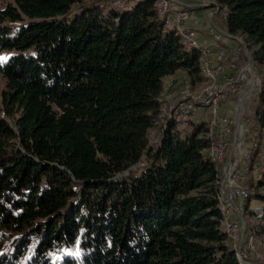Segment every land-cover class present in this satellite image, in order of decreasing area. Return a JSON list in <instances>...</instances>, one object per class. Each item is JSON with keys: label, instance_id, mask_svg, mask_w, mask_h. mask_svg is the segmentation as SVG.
Masks as SVG:
<instances>
[{"label": "trees", "instance_id": "trees-1", "mask_svg": "<svg viewBox=\"0 0 264 264\" xmlns=\"http://www.w3.org/2000/svg\"><path fill=\"white\" fill-rule=\"evenodd\" d=\"M155 2L108 16L98 0L0 8V264H237L203 127L181 137L170 124L148 148L163 80L201 82L197 51L163 29ZM216 2L264 69V0ZM251 132L250 173L264 159V82Z\"/></svg>", "mask_w": 264, "mask_h": 264}, {"label": "built area", "instance_id": "built-area-1", "mask_svg": "<svg viewBox=\"0 0 264 264\" xmlns=\"http://www.w3.org/2000/svg\"><path fill=\"white\" fill-rule=\"evenodd\" d=\"M136 1L107 0L99 3L98 9L103 16H108L111 12L122 14L130 11ZM185 1L187 4L178 0H156L155 11L162 21L163 29L178 37L186 51H197L200 83L205 87L198 95L184 88L170 95L165 101L159 99L160 109L154 122L155 126L149 132L150 136L151 133L153 134V138L149 137L148 148H158L160 140L170 124L181 137H187L194 133L198 127H203L204 132L201 137L209 142L208 148L204 151L205 159L213 163L216 170L220 172L230 144V136L236 126V120L231 117V111L227 106L230 99L242 93L251 82L254 73L253 61L249 58V52L241 38L227 32L225 33L228 35L225 36L216 27V30L213 29L209 34V38L200 41L197 31L190 25L193 13L191 11L212 5V2L206 0ZM214 6L215 12L225 10V7L217 2ZM225 16L226 13H224ZM249 77L251 79L248 82ZM168 86H174L173 82H169ZM201 115L204 116L201 117ZM241 127L243 128V126ZM240 135L239 141L241 142L243 134ZM239 141L236 147L240 144ZM234 159L228 169H225L228 180L224 182L231 190L230 196L225 193L224 182L222 184L219 182L217 201L222 217L221 228L237 264H256L252 263L255 261L249 262L253 250V240L251 237H245V225L239 218L240 213L233 205L232 198L245 201L253 197L264 199V186L254 184L251 187L246 184L247 163L250 161V154ZM256 161L260 170V174L257 176V182H259L264 173L262 170L264 159L262 157ZM253 215L263 220L264 206L255 208Z\"/></svg>", "mask_w": 264, "mask_h": 264}, {"label": "rangeland", "instance_id": "rangeland-1", "mask_svg": "<svg viewBox=\"0 0 264 264\" xmlns=\"http://www.w3.org/2000/svg\"><path fill=\"white\" fill-rule=\"evenodd\" d=\"M13 0H5L4 3H0V8L3 7L7 3H12ZM100 1V2H99ZM107 0H98V3H102ZM134 1V0H132ZM176 1V0H174ZM179 2H182L184 4H187L185 0H178ZM207 2H212V5L206 6L204 9H195L191 12H197L202 10L203 12H199L195 14L194 18H192V22L190 21L191 27L195 28V31H197L198 34H200V29H203V27L211 33L213 29L218 28L221 32H226L223 29V20H224V13H226V9L223 10L222 12H215L213 8L215 7L214 4H216V0H206ZM80 11L79 6H73L71 8V11L69 13V18L73 17L76 13ZM201 17V18H200ZM197 29V30H196ZM204 29V30H205ZM216 30V29H215ZM241 38V37H239ZM242 39V38H241ZM243 40V39H242ZM246 46V44H243ZM247 51L248 47L246 46ZM249 52V58L252 60L251 52ZM11 55L10 52H1L0 53V62H4L7 60V58ZM254 63V61H253ZM254 66L256 68L257 72V80L254 81V78L252 76L251 82L249 80L251 79L249 77L248 82L249 84L245 88V90L240 93L239 95L232 97L228 103L229 110L231 111V117L236 120L238 118L240 119V128H239V135L243 134L242 141L236 147L234 155L231 157V162L230 165L233 163L235 160L234 158L236 157H245L246 155L250 154V146L252 144V138H253V133L251 132V127H252V119H253V107L255 103L256 96L261 90L262 83L264 82V69L262 67H258L257 64L254 63ZM183 81H185L183 83ZM169 82H173L172 87L168 86ZM5 87V82L3 78L0 75V93ZM205 85H203L200 82H195V84H190L188 82L187 76L182 73V72H177L176 76L167 78L164 83H163V89H162V94L160 99L165 101L167 98L180 91L181 89L187 88L191 93H194L195 95L200 94ZM250 87L252 89L250 90ZM250 90V91H249ZM173 91V92H172ZM249 91V92H248ZM248 92V93H247ZM246 94V95H245ZM204 116V115H203ZM201 115V117H203ZM0 118H2V115L0 114ZM243 126V128L241 127ZM242 128V130H241ZM237 133V128L233 129V132L230 136V144L228 147V151L225 157V160L223 162V165L220 170V183L226 182L227 176H226V168L228 164V159L230 158V154L234 148L235 145V136ZM240 135V136H241ZM149 137L153 138V134L149 133ZM145 164V159H142L140 164L133 168L132 171H137L139 169H142ZM229 165V166H230ZM249 165V162L247 163V167ZM228 169V168H227ZM131 172L121 174V177H126L128 174ZM260 174V171L254 170L250 173V169L248 167V175L246 177V184L248 186H251L252 184H255L256 181L258 180V175ZM224 182L225 186V193L227 196H230L231 190L229 186ZM220 184V185H221ZM232 203L233 205L237 208V211L240 213V220H243L244 225H245V235H248V238L251 237L253 240V250L252 254H250L249 257V262L256 263V264H264V221L260 220L259 218H256L253 215V211L257 207H262L264 206V199H260L257 197H253L249 200H240L236 198H232Z\"/></svg>", "mask_w": 264, "mask_h": 264}, {"label": "water", "instance_id": "water-1", "mask_svg": "<svg viewBox=\"0 0 264 264\" xmlns=\"http://www.w3.org/2000/svg\"><path fill=\"white\" fill-rule=\"evenodd\" d=\"M205 7H202V9H204ZM201 9V8H200ZM225 36H227L228 34L225 33V32H222ZM252 63V62H251ZM252 68H253V71H254V79L257 80V72H256V68L255 66L253 65L252 63ZM236 128H237V133H236V136H235V146L230 154V158L228 159V164H227V168L229 167L230 165V162H231V157L235 151V148L237 146V143H238V140H239V128H240V119L238 118L237 122H236Z\"/></svg>", "mask_w": 264, "mask_h": 264}, {"label": "crops", "instance_id": "crops-1", "mask_svg": "<svg viewBox=\"0 0 264 264\" xmlns=\"http://www.w3.org/2000/svg\"><path fill=\"white\" fill-rule=\"evenodd\" d=\"M199 12H203L202 10L200 11H197V12H193L192 13V18H194V16H196L195 14L199 13ZM201 18V17H200ZM193 19H191V22H192ZM195 29V28H194ZM205 28L203 27V29H200V34L199 35V40L200 41H204L205 39L209 38V31L208 30H204ZM197 30V29H196ZM177 73H175L173 76H176ZM173 76H169V77H166L164 80H163V83L164 81L167 79V78H170V77H173Z\"/></svg>", "mask_w": 264, "mask_h": 264}, {"label": "bare ground", "instance_id": "bare-ground-1", "mask_svg": "<svg viewBox=\"0 0 264 264\" xmlns=\"http://www.w3.org/2000/svg\"><path fill=\"white\" fill-rule=\"evenodd\" d=\"M253 78H254V73H253ZM254 81H255V79H254ZM251 89H252V87H250V90H251ZM250 90H249V91H250ZM249 91H248V92H249ZM248 92H247V93H248ZM245 95H246V94H245ZM262 170H263V169H262ZM263 172H264V171H263Z\"/></svg>", "mask_w": 264, "mask_h": 264}]
</instances>
